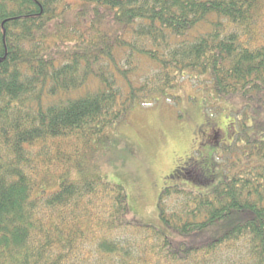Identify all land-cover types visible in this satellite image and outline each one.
<instances>
[{
    "label": "trees",
    "instance_id": "trees-1",
    "mask_svg": "<svg viewBox=\"0 0 264 264\" xmlns=\"http://www.w3.org/2000/svg\"><path fill=\"white\" fill-rule=\"evenodd\" d=\"M185 76L240 104L248 151L220 175L189 158L144 223L123 185L72 175ZM263 113L264 0H0V264H264Z\"/></svg>",
    "mask_w": 264,
    "mask_h": 264
},
{
    "label": "rangeland",
    "instance_id": "rangeland-1",
    "mask_svg": "<svg viewBox=\"0 0 264 264\" xmlns=\"http://www.w3.org/2000/svg\"><path fill=\"white\" fill-rule=\"evenodd\" d=\"M170 94L173 97L160 95L151 103L133 105L122 120L105 130L104 138L93 139L91 146H87L92 152L79 157L78 169L72 175L75 180L101 177L123 185L130 215L158 226L161 225L158 202L162 190L181 183L168 178L174 170L193 157L199 165L207 166L214 154L212 162L218 167L216 174L220 175L236 168L244 157L241 151H248L237 146L240 138L245 140L236 111L240 104L213 97L188 76L178 80ZM240 113L243 114V109ZM237 128L239 136L232 142L230 137ZM79 145L77 142L74 146L75 152L80 150L82 145ZM187 185L186 193L195 189L192 184ZM184 195L169 198L171 208L178 207ZM240 254L238 251L234 258L229 255L224 260L234 263Z\"/></svg>",
    "mask_w": 264,
    "mask_h": 264
}]
</instances>
